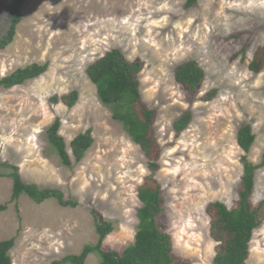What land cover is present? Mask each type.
<instances>
[{
	"label": "rangeland",
	"instance_id": "1",
	"mask_svg": "<svg viewBox=\"0 0 264 264\" xmlns=\"http://www.w3.org/2000/svg\"><path fill=\"white\" fill-rule=\"evenodd\" d=\"M10 1L0 0V32ZM184 3L25 0L15 38L0 51V78L31 63L48 62V69L25 84L0 87V159L17 165L26 182L58 188L78 206L54 199L35 203L25 195L16 206L11 179L0 176V204L7 205L0 211V239L15 237L11 264H50L94 244L92 210L114 224L103 249L121 252L134 240L137 192L150 174L148 160L99 101L86 73L113 48L141 61V104L156 110L159 168L153 179L164 199L158 224L170 234L176 259L213 264L218 243L206 208L215 201L236 204L243 173L240 126L249 123L255 134L248 160L258 163L264 151V0H198L188 9ZM188 60L205 73L192 96L174 78L175 68ZM212 89L214 96L204 100ZM72 90L78 91L72 107L49 99ZM186 110L191 122L177 136L172 124ZM55 118L70 155L71 139L91 129L92 146L71 167L61 164L46 139ZM250 201L264 208V167L255 171ZM86 264H99L98 256L89 254ZM245 264H264V212Z\"/></svg>",
	"mask_w": 264,
	"mask_h": 264
},
{
	"label": "trees",
	"instance_id": "2",
	"mask_svg": "<svg viewBox=\"0 0 264 264\" xmlns=\"http://www.w3.org/2000/svg\"><path fill=\"white\" fill-rule=\"evenodd\" d=\"M24 2L25 0H11L3 6L6 22L4 30L0 32V51L9 46L15 38L17 26L22 21L21 8ZM197 2L198 0H185L184 8H191ZM251 67L254 70L258 68L254 62L251 63ZM141 68V61H129L118 48L106 51L86 68L87 76L96 87L99 101L109 108L112 118L121 123L132 142L140 147L148 160L150 174L137 192L141 206L137 211L138 224L134 240L121 252L103 249V241L114 230V224L92 210L97 241L94 244H85L77 254H67L50 264H86V258L91 253L98 256L99 264H189L185 260L175 258L171 236L158 224V217L163 213L164 199L159 185L153 179L155 171L159 168L157 163L159 151L152 134L156 110L141 104L137 79ZM47 69L48 62L17 67L0 78V87L8 89L25 84L41 76ZM204 76V70L195 60L179 64L174 71L175 80L191 96L196 94ZM215 93L216 89H212L203 99L209 100ZM49 99L52 103L61 102L67 107H72L78 100V91L72 90L61 96L53 95ZM191 119V110H186L174 120L172 126L177 136L187 128ZM60 125V119L55 118L46 130V139L61 164L71 167L84 158L94 139L91 129L78 133L70 141V155L64 137L59 134ZM254 140L255 134L251 125L245 123L240 126L237 144L244 152L240 157L243 173L235 206L229 208L224 203L215 201L210 202L206 208L212 216L211 237L218 243L213 264H245L253 231L263 222V202L253 206L250 201L255 171L264 167V151L258 163L248 160L247 154ZM0 176L11 179L10 202H15L16 206L21 195L27 196L35 203L54 199L63 207L78 206L77 200L65 197L58 188L39 187L35 183L26 182L17 165L1 159ZM6 207V204H0V211ZM14 243L15 237L0 239V264H11L9 252Z\"/></svg>",
	"mask_w": 264,
	"mask_h": 264
}]
</instances>
